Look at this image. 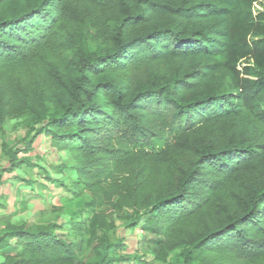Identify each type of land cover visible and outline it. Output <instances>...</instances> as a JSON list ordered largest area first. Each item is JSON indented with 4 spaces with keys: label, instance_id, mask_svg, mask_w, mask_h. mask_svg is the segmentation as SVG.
I'll use <instances>...</instances> for the list:
<instances>
[{
    "label": "trees",
    "instance_id": "1",
    "mask_svg": "<svg viewBox=\"0 0 264 264\" xmlns=\"http://www.w3.org/2000/svg\"><path fill=\"white\" fill-rule=\"evenodd\" d=\"M0 151V264H128L136 230L160 264H264V0H0ZM19 170L64 224L13 221Z\"/></svg>",
    "mask_w": 264,
    "mask_h": 264
},
{
    "label": "rangeland",
    "instance_id": "2",
    "mask_svg": "<svg viewBox=\"0 0 264 264\" xmlns=\"http://www.w3.org/2000/svg\"><path fill=\"white\" fill-rule=\"evenodd\" d=\"M261 7V6H260ZM10 123L9 126H12ZM21 129L11 130L6 133L7 140L17 141L22 138ZM35 152L31 156L39 155L41 158L35 161L43 167V169L53 179L63 181L66 185L70 186L71 180L65 173L59 171V166L63 163L70 162V158L66 153L57 152L50 144L40 138L34 144ZM1 152V151H0ZM1 154V153H0ZM38 170L27 171L22 173V177L29 180H34L32 186L18 184L17 181L13 182V175H5V185L2 188L1 194L5 197L4 201L9 204L8 213L13 215L12 219L16 223L29 222V223H46L57 222L64 224L69 216L64 212H60L57 208H64L66 199L70 198V194L64 188H59L55 184L47 181L44 175L37 173ZM12 182H9V181ZM15 213V215H14ZM119 232L126 234L124 223L117 221ZM64 232V231H63ZM153 237L149 234H143L141 230L128 231L127 233V251L126 254L139 258V261L130 262L128 264H160L154 260L152 250L155 249ZM0 255V261H1Z\"/></svg>",
    "mask_w": 264,
    "mask_h": 264
},
{
    "label": "crops",
    "instance_id": "3",
    "mask_svg": "<svg viewBox=\"0 0 264 264\" xmlns=\"http://www.w3.org/2000/svg\"><path fill=\"white\" fill-rule=\"evenodd\" d=\"M24 133V135H25V132L24 131H22V134ZM24 135L22 136V137H24ZM1 153V152H0ZM0 158H1V154H0ZM1 163H2V165H6V166H8L7 164H6V162L5 161H2L1 160ZM24 170H19V171H17V174L19 175L20 174V176L22 175V173H24L23 172ZM11 180H13V179H11ZM9 181V182H12V181ZM13 182H15L14 180H13ZM12 182V183H13ZM18 184H21V183H18ZM4 186V185H3ZM3 188V187H2ZM2 191V190H1ZM9 210V209H8Z\"/></svg>",
    "mask_w": 264,
    "mask_h": 264
},
{
    "label": "built area",
    "instance_id": "4",
    "mask_svg": "<svg viewBox=\"0 0 264 264\" xmlns=\"http://www.w3.org/2000/svg\"><path fill=\"white\" fill-rule=\"evenodd\" d=\"M142 232V231H141Z\"/></svg>",
    "mask_w": 264,
    "mask_h": 264
}]
</instances>
